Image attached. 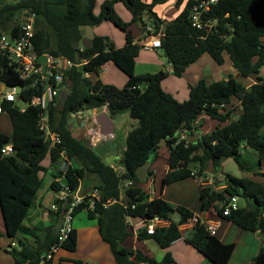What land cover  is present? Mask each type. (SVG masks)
<instances>
[{
	"label": "trees",
	"instance_id": "16d2710c",
	"mask_svg": "<svg viewBox=\"0 0 264 264\" xmlns=\"http://www.w3.org/2000/svg\"><path fill=\"white\" fill-rule=\"evenodd\" d=\"M204 1L209 0H177V7L184 3L185 6L181 14L170 22L154 11L157 5L165 4L167 0H152L151 3L107 0L99 15L95 14L96 0H18L12 4L0 1V22L5 26L13 22L16 13L23 8L36 12V47L40 54L50 53L85 63L83 72L79 67L66 72L64 82L69 93L60 104L59 96L57 104L49 106V127L61 139L56 146L46 140L39 128L42 110L29 106L22 111L17 102L0 103L13 127L12 136L0 131V206L6 236L18 239L21 246V250H9L16 264H53V260H42L41 257L57 242L64 202L55 201L59 210L53 215L54 224L46 228L45 233L37 227H28L26 220L49 171L44 166L45 161L49 160L54 165L60 163L64 156L75 162V165L70 163L64 177V183L72 194L89 181L88 177H96L94 189L100 192V199L95 201L92 209L88 203L79 206L74 217L86 211L88 218L97 222L100 235L110 246L117 264H175L170 253L157 260L140 249H132L128 243L136 236L140 242L153 240L162 249H167L183 237L179 226L196 215L184 206L171 205L162 198V194L166 186L189 178H199L202 212L213 207L227 221L264 238V184L230 174H226L218 185L204 184L209 164L217 174L226 159H233L243 172L264 177V135L261 134L264 127V79L259 77L264 66V0H216L201 14L203 26L198 28L193 25V10ZM118 3L130 12L131 21L127 22L118 15L115 9ZM145 15L147 23L143 20ZM103 23H112L125 33L124 47L117 49L109 37L97 34L90 48L75 46L83 39L84 27L97 28ZM133 24L143 25L149 35L160 36V50L172 66V75L177 78H181L188 67L207 53L220 66L225 64V54L229 55L241 77L253 76L257 82L246 87L232 74L211 83L201 79L190 87L189 99L181 102L163 89V82L169 77L167 71L136 74V60L143 47L134 43L130 31ZM148 25L153 27V33L148 30ZM108 64L115 65L127 76L123 88L99 78ZM0 81L9 87L26 85L12 71L2 72ZM39 94L36 89H27L21 93V99L30 101ZM233 100L242 108L236 118V107L227 111ZM105 106L112 117L128 112L139 122L127 137L122 159L124 171L103 162L92 147L73 135L69 126L73 113ZM202 115L209 116L220 125H227L203 134L195 144H190L184 136L201 132L198 119ZM1 117L2 114L0 121ZM179 132L185 135H179ZM163 141L169 151L168 170L161 180L160 196L152 198L144 187L147 181L142 182L136 171L147 161L152 165L155 163ZM10 144L12 153L3 154L2 149ZM61 174L60 171L52 174V191L61 189L55 181ZM152 175L154 173L150 170L149 177ZM236 196L244 206L225 216V206ZM109 201L112 203L108 204ZM246 201L252 202L249 211ZM174 214L179 216L177 222L172 219ZM156 217L169 220L171 224L157 228L150 235L147 225ZM134 222H143L136 234L131 224ZM2 235L0 232V237ZM186 242L211 264H229L236 248V244H225L208 232L202 219ZM77 245L78 235L74 229L62 249L74 252ZM71 264L83 262L72 260ZM251 264H264V243Z\"/></svg>",
	"mask_w": 264,
	"mask_h": 264
},
{
	"label": "crops",
	"instance_id": "0c3cea01",
	"mask_svg": "<svg viewBox=\"0 0 264 264\" xmlns=\"http://www.w3.org/2000/svg\"><path fill=\"white\" fill-rule=\"evenodd\" d=\"M101 1L102 0L96 1L95 13H96V8L100 4ZM143 1H145L146 3L152 2V0H143ZM176 3H177V0H167L165 4L157 5L154 8V11L163 20L167 22L173 21L181 14L185 6V3H184L181 7H177ZM118 4H121V3H118ZM122 5L117 6V11L119 15L125 21L129 22L131 21L132 16L130 12L127 9H125ZM148 28L150 29V31H154L151 25H148ZM94 31H95V34L97 35L109 37L111 44H113L115 48L117 49L124 47L126 44L125 33L117 29V27H114L110 23H103L99 27L94 28ZM130 31L134 37V43L139 44L143 47V49L140 52L139 57L136 60V70H137L140 60H144L145 62L149 63L151 66H154L153 68H149L148 70L149 72L147 73L155 74L162 70L167 71L169 73V77L163 82V86L168 81H174L178 83V86L173 88L174 92L178 91L180 88H183L187 92L188 99H189V94H190V87L195 86L201 79H206L208 83H211L214 81L226 79L228 75L232 74L238 81L242 82V84L246 87H251L253 84L257 82V78L253 76L248 77V78L241 77L238 74L237 70L233 67L230 56L227 54H225V64L220 66L213 60V58L209 54L206 53L200 58L198 62L188 67L185 74L181 78H177L172 75V66L171 64L168 63L167 58L159 54L160 49L151 50V49L144 48V44L150 41L151 37L155 35H149L146 32V29L142 30L138 26L135 28L134 24L130 27ZM263 41H264V38H263ZM215 64L218 67H215L216 66ZM209 65H211L213 69V73L210 76V80L205 75L206 67ZM115 70H119V69L113 64H108L100 73L99 78L102 79L105 83L111 84L119 88H123L127 83V76L125 74H124L125 77L118 76ZM147 73L144 72L143 74H147ZM214 77H218V78H214ZM259 77L264 79V66L261 68ZM175 79H177L178 81H176ZM181 82H184V83L180 84ZM165 91L173 95V92L169 90H165ZM233 107H236V110L234 112L235 118H236L241 114L242 108L239 105V103L236 101L235 104H233L232 102L231 105L227 107V111H230ZM92 110H93L92 117H89V115H87L88 110H85V114L83 115V117L82 116H76V117L78 118L80 127L83 129V138L80 140L86 142L88 146L92 147L95 150L96 148H99V146L103 142H106V141L109 142L113 140L114 137H116L117 135V131L115 127L116 116L112 117L106 106L101 109H92ZM2 115H5L10 123L7 125V128H5L6 130L0 128V131L9 136H12L13 127H12L10 118L6 113H3ZM99 118H101V120H106V118L109 119L113 127V132L109 134L101 133V126L98 124ZM198 124L200 125L201 132L203 134L210 133L214 131L217 127L227 125V123L220 125L218 121L211 119L207 115H202L201 117H199ZM91 134L94 135V140H92L93 144H91L90 138H88ZM261 134L264 135V127L261 129ZM107 150L103 151V153L105 154L106 159H108L107 163H110L109 161L111 160V156L108 155ZM160 153L166 154L167 164H168V157H169L168 149L166 147H163L160 149L159 155ZM70 163L72 165H75L74 161H70ZM109 165L114 167L112 163ZM44 166L47 169H49L47 174H45L44 181L46 179L49 180L48 189L51 190V183L53 181L52 174L58 173V171L60 170V163L52 165L50 161L47 160L45 161ZM167 170H168V166H167ZM167 170H166V173H167ZM240 172L241 173L239 175V178H248L257 183L264 184V177L254 175L253 173H249V172H243L241 170ZM263 172H264V163H263ZM226 174H229V173L224 170L223 163H222L221 167L218 169V173L216 174V176L215 175L211 176V174L209 175L207 174L206 181H210V179H214V183L215 185H217L216 182L219 183L220 180L224 179ZM155 176L156 174L154 175V177ZM164 176H162V178ZM154 179L156 181L157 177H155ZM186 180H191V178L186 179ZM186 180H183V181H186ZM194 180L195 181L193 183V186H195L196 188L195 190L197 192L198 201H199V181H197V179H194ZM183 181H179V182H183ZM95 182H96V177L92 176L91 180L85 183L84 189H83V186H81L80 193L82 195H90L94 191L93 185L95 184ZM165 189L162 194V198L165 201H167L173 206H178V205L184 206L190 209L196 215V217H199L202 220L214 222L217 226V231L215 235L225 244H229V243L236 244L235 251L232 255V258L229 264H235V253L238 248L237 242L235 241V233L246 234L245 238L251 243L252 245L251 247H254V248L252 249L251 255L247 258V260L240 262L239 264H249V263L251 264L252 263L253 259L258 255L260 248L262 244L264 243V238H262V236L259 233H253V232L245 231L239 228L232 222L227 221L222 215L218 214L214 210L213 207L207 212H202L200 201L197 206L190 205L182 201H172V200L169 201L167 198L164 197L165 191H166ZM51 192L54 194L52 190ZM51 192L49 191L39 192L37 202L35 206L31 209L28 215V218L26 220V224L28 227H31V228L37 227L39 228V231L45 233V229L54 224L53 215L56 213V211H53L51 209V206L55 203L54 200H56V196H55V199L53 196L52 203L50 204L49 208L44 206V199L48 194H51ZM240 205L244 206V203ZM172 219L174 221L175 220L178 221L179 220L178 214H176L175 217L174 215H172ZM88 221L89 223L83 222L82 224H78V226H75L73 223L74 229L77 230V235H78L77 249L74 252H68L64 249H61L56 254L55 258L53 259V264H71L72 260H81L83 264H117L114 258V255L111 253L110 246L103 241L100 235L97 222L95 220H90L89 218H88ZM131 224L133 225V228L135 229L134 232L136 234L137 229L143 225V222H134ZM0 232L3 233V235L0 237V264H16L15 259L13 255L9 253V250L10 249L21 250V246H20L18 239L12 240L11 238H8L6 236V226H5V221L3 218L1 206H0ZM186 232L188 233V235H185V236L183 235L181 239L174 242L169 248L167 249L161 248V251L159 253L160 256L158 258L154 256L151 250L153 245L151 247V245H149L148 243L149 241H153V240H147L145 242H140L137 240V237L134 236L131 239V241L133 242L132 245L128 243V246L134 250L140 249L144 254L152 258H155L157 260H161L167 253H170L175 259V264H211V262L208 259H206L200 252H198L192 246L187 244L186 239L191 236L192 231H186ZM243 232H249V233H243ZM81 237L86 238L87 241L91 242V245H92L91 248L84 254L83 253L79 254V246L81 242ZM153 242L155 245L159 246L157 242L155 241ZM184 253H187V254L185 255Z\"/></svg>",
	"mask_w": 264,
	"mask_h": 264
},
{
	"label": "built area",
	"instance_id": "2783aa9c",
	"mask_svg": "<svg viewBox=\"0 0 264 264\" xmlns=\"http://www.w3.org/2000/svg\"><path fill=\"white\" fill-rule=\"evenodd\" d=\"M215 2L216 0L204 1L199 7L194 8L192 18L194 26L202 28L201 14L208 9L210 4ZM36 21V12L31 8H23L20 12L16 13L14 21L8 26L0 22V74L4 71H12L26 84L25 87H9L4 82L0 81V86H2V89H0V103L3 101H22L21 93L27 89H36L40 91V94L34 96L30 101H22L27 104V107L21 108V110L25 111L29 106H32L44 112L39 122V128L44 132L46 140L50 141L52 146H56L61 143V139L59 135L53 132L49 127V106L57 104L58 98L63 90L62 85L65 84L66 72L73 67H80L85 63H77L66 57L54 56L50 53L40 54L36 47ZM148 30L150 31L149 28ZM150 33H153V31H150ZM144 48L151 50L160 49V36H152L151 40L144 44ZM4 89H7L6 93H4ZM0 114H3L1 106ZM88 138H90L91 144H93L92 140H94V135L91 134ZM12 151L13 146L11 144L2 149V153L5 155L11 154ZM69 165L70 161L64 156L60 162L59 170L62 174L55 179V181L61 185V189L53 192L58 202H65L71 196L72 201L67 205L65 213L62 216L57 242L47 254L41 257L42 260H53L56 254L62 249L63 244L74 230L73 222L76 209L85 203H88V207L92 209L95 205V201L100 199V192L97 189H94L90 195H82L80 189L74 194L70 192L69 186L64 183V177ZM148 178L149 184H151L149 195L151 197L156 196V191L152 185L155 179L153 176ZM204 184L213 185L214 182L210 180L206 181ZM240 200L238 196L232 198L225 206L224 215L227 216L230 215L232 211L239 210L242 207L239 202ZM111 203V201L108 202V204ZM51 209L57 212L59 210L58 204L54 203ZM199 220L201 221V218L195 217L187 223L180 225L179 229L183 232L193 231ZM170 224L171 221L156 217L148 223L147 232L153 235L157 228L168 227ZM202 224L206 226L207 231L212 235L216 234L217 226L214 222L202 220Z\"/></svg>",
	"mask_w": 264,
	"mask_h": 264
},
{
	"label": "rangeland",
	"instance_id": "374dc122",
	"mask_svg": "<svg viewBox=\"0 0 264 264\" xmlns=\"http://www.w3.org/2000/svg\"><path fill=\"white\" fill-rule=\"evenodd\" d=\"M2 1H4V2H6L8 4H12V3L17 2L18 0H2ZM96 1H98V0H96ZM106 1L107 0H102L100 2V4L97 6L96 13H95L96 15L100 14L101 8H102L103 4ZM118 5H122V4H116L115 5V9H116L117 13H118V11H117V6ZM122 6L125 8L124 5H122ZM118 15H119V13H118ZM143 20H144L145 23H147L148 22V17L145 15L143 17ZM110 24L113 25L112 23H110ZM137 26L140 29H142V30L144 29L143 25L134 24L135 28ZM114 27H116V26H114ZM159 54H161V56L164 57V54H163V52L161 50H159ZM153 67L154 66H151L149 63L145 62L144 60H140V62L138 64V67H137V70H136V73H137V75L143 74L144 72L147 73V72H149L148 71L149 68H153ZM215 67H218V66L216 65ZM115 71H116L118 76L125 77L123 72H121L119 70H115ZM212 73H213V69H212L211 65L207 66L206 70H205V75H206V77H208L209 80H210V76L212 75ZM214 78H218V77H214ZM175 80L178 81L177 79H175ZM183 83L184 82H181L180 84H183ZM177 86H178V83H176L174 81H168V82H166V84L163 87L165 88V90H169V91L173 92V96L176 97L178 100H181V102H184V101L188 100V95H187V92H186L185 89L180 88L178 91L174 92L173 88L177 87ZM0 89H2V86H0ZM3 91H4V93H6L7 89H4ZM60 98H61V95H60ZM62 101L63 100L60 99L58 101V103L60 104ZM232 102H233V104H235L236 100H233ZM17 104L21 108L27 107V104L22 102V101H18ZM89 117H91V116L89 115ZM9 123L10 122L8 121L6 116L2 115L1 122H0V125H1L0 128L1 129L7 128V125ZM69 125H70V128H71L73 134L78 139H82L83 138V129L80 127V123L78 122V118L77 117L73 118V116H71L70 119H69ZM138 125H139L138 120L133 119L129 115L128 112H122V113L116 115V118H115V127H116V131H117L116 137H114V139L109 141V142L106 141L107 143L103 142L99 146V148L95 149L96 152L101 157L103 162H105V163L108 162V159H106L105 154L103 153V151H106L108 149L107 152H108V155L111 156V160L109 161L110 163H107V164H111L112 163L115 169H117L118 171H124V168H123V165H122V159H123L124 152H125V149H126L127 137L129 135V133L133 129H135ZM85 144H86V142H85ZM167 166H168V164H167L166 154L165 153H163V154L160 153L159 158L154 163V166L152 165L151 168H150V170L153 171L154 175L156 174L155 177H157L156 181H154V184L152 182V185H153L154 190L156 191V196L157 197L160 196V184H161V180L164 178V177L162 178V176H164L165 173H166ZM223 167H224V170L226 172H228L229 174H231L234 177H238L239 178V175H240L241 172L238 169V166H237V164L235 163V161L233 159L224 160ZM207 174L208 175L211 174V176H214V175L216 176V174H214V172H213L211 164H209V166L207 167ZM154 175H152V176L154 177ZM88 179L90 181L91 180V176L88 177ZM194 179L195 178H191V180H186V181H183V182H177V183H173V184L168 185L166 187V189H165L166 191H165L164 197L167 198L169 201L170 200H172V201H182V202H186L187 204L197 206L200 200L198 201L197 192L195 190L196 188H195V186H193V183L195 181ZM210 180L212 182H214L213 179H210ZM48 182H49V180H47V179L44 181L42 189L40 190L41 192H43V191L51 192V190L48 189V184H49ZM144 185H145V189L147 190V192L150 193L151 184H149V180L147 181V183H144ZM84 188H85V186L83 185V189ZM122 193L124 194V188H122ZM51 194H48L45 197V199H44V206L45 207L49 208L50 204L52 203L53 196H54V199H55V194H53L52 192H51ZM156 196H153V198H155ZM54 201H56V200H54ZM239 202H240V204L244 203L242 200H240ZM175 215L176 214H174V217H175ZM83 222L84 223L85 222L89 223L86 211L80 212L74 218V222L73 223H74L75 226H78V224H82ZM243 233H249V232H243ZM183 235L184 236L188 235V233L184 232ZM245 235L246 234L235 233V241L237 242V245H238V248H237L236 253H235V264H239L240 262H243V261L247 260V258L251 255L252 249L254 248V247H251L252 245L245 238ZM132 243L133 242L131 241L130 244L132 245ZM148 243H149V245H151V247L153 245L151 250H152L154 256L156 258H158L160 256L159 253L161 251V247L155 245L153 241H149ZM91 246H92L91 242H88L86 238L81 237V242H80V246H79V254L86 253L91 248ZM111 253H112V251H111ZM184 254L186 255L187 253H184Z\"/></svg>",
	"mask_w": 264,
	"mask_h": 264
},
{
	"label": "water",
	"instance_id": "95a60500",
	"mask_svg": "<svg viewBox=\"0 0 264 264\" xmlns=\"http://www.w3.org/2000/svg\"><path fill=\"white\" fill-rule=\"evenodd\" d=\"M84 31H83V39L81 42H76L75 43V46L78 48L80 45L83 47V48H90L92 46V43H93V39L95 37V31H94V27L93 26H86L83 28ZM79 70L81 72L84 71V65H81L79 67ZM62 95H66L67 97V94L69 92L66 85L63 84L62 85ZM67 93V94H66ZM65 100V99H64ZM85 114V111L84 110H80L78 111L77 113H73L72 116L73 117H76V116H82ZM87 115H90L92 117L93 115V110L92 109H89L88 110V113ZM98 124L101 126V133L103 134H109L111 132H113V127L111 125V121L109 119L106 118V120H101V118L98 119ZM179 135H185L183 134V132H179ZM203 135L202 132H197L196 134L192 135V134H188V135H185V139L188 143L190 144H195L197 142V140ZM160 146L164 147L165 146V141H163ZM152 166V162L151 161H147L144 165H142L141 167H139L136 171V174H137V177L142 181V182H146L148 180V177H149V172H150V168ZM197 181H199V178H197ZM216 184L218 185V183L216 182ZM72 201V196L70 198H68L63 204H62V207H61V217L64 215L65 213V210L67 208V205ZM246 203H248V209L247 211H249L251 208H252V202H249V201H246ZM263 217L261 216L260 217V220L262 219Z\"/></svg>",
	"mask_w": 264,
	"mask_h": 264
},
{
	"label": "flooded vegetation",
	"instance_id": "af4514ba",
	"mask_svg": "<svg viewBox=\"0 0 264 264\" xmlns=\"http://www.w3.org/2000/svg\"><path fill=\"white\" fill-rule=\"evenodd\" d=\"M61 99H62V100L66 99V95H62V96H61Z\"/></svg>",
	"mask_w": 264,
	"mask_h": 264
}]
</instances>
